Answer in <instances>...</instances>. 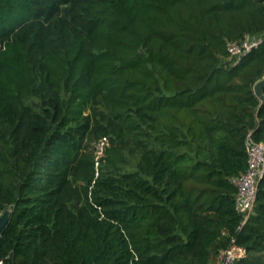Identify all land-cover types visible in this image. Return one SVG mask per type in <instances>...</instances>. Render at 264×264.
<instances>
[{
	"label": "trees",
	"instance_id": "1",
	"mask_svg": "<svg viewBox=\"0 0 264 264\" xmlns=\"http://www.w3.org/2000/svg\"><path fill=\"white\" fill-rule=\"evenodd\" d=\"M264 0H0V264H264ZM264 95V86L262 88ZM107 139L96 161V144Z\"/></svg>",
	"mask_w": 264,
	"mask_h": 264
},
{
	"label": "built area",
	"instance_id": "2",
	"mask_svg": "<svg viewBox=\"0 0 264 264\" xmlns=\"http://www.w3.org/2000/svg\"><path fill=\"white\" fill-rule=\"evenodd\" d=\"M264 45V33L259 35H244L237 41H231L226 46L225 60L232 65ZM107 139L102 138L96 144V161L102 157ZM246 169L243 173L231 178L230 183L235 188L234 209L242 218L239 230L248 222L256 204L258 184L264 176V143L256 142L251 134L245 141ZM247 257L245 248L236 244L235 239L230 245L213 257L214 264H238Z\"/></svg>",
	"mask_w": 264,
	"mask_h": 264
},
{
	"label": "water",
	"instance_id": "3",
	"mask_svg": "<svg viewBox=\"0 0 264 264\" xmlns=\"http://www.w3.org/2000/svg\"><path fill=\"white\" fill-rule=\"evenodd\" d=\"M264 86V80H261L260 82H258L255 86H254V93L257 96V98L263 102L264 101V95L262 93V88ZM9 214L10 211L6 210L4 211L1 215H0V235L3 231V229L5 228V226L8 223L9 220Z\"/></svg>",
	"mask_w": 264,
	"mask_h": 264
}]
</instances>
